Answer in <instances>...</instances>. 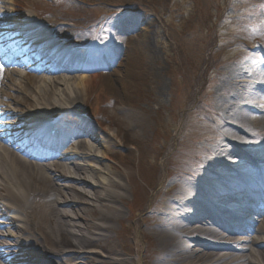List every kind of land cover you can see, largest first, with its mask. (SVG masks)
Here are the masks:
<instances>
[{"label":"bare ground","instance_id":"6f19581e","mask_svg":"<svg viewBox=\"0 0 264 264\" xmlns=\"http://www.w3.org/2000/svg\"><path fill=\"white\" fill-rule=\"evenodd\" d=\"M18 1L25 0L6 2L4 17L6 12L17 15ZM11 18L16 28H21L25 20L37 33L40 29L52 30L60 41L59 35L71 36L76 46L85 43L83 37L58 31L53 27L55 20H40L38 14L28 12L24 18ZM45 34L39 37L43 44L50 42ZM80 52L70 53L69 58L79 57ZM55 58L60 65L62 59ZM82 59L75 68L90 69L82 66L86 65ZM88 71L78 73L77 78H64V73L33 76L34 83L39 84L33 87L28 81L13 83L14 76L22 75L19 70L0 69V110L5 120L21 128L29 119L30 124L44 128L46 121L60 124L87 115L80 110L85 105L83 91L99 76L94 70ZM262 71L256 76L246 73V77L257 79L261 89L264 67ZM241 76L242 71L231 76L235 88L227 107L228 122L236 125L235 130H222L225 140L238 145H243L244 135L254 131L247 127L257 123L255 115L247 113L254 108L248 91V96L237 94L243 82L238 80ZM244 82L247 88L254 89L252 81ZM109 86L116 90L115 83ZM115 98L118 99L109 104V108L114 107L106 109L97 121L103 133L102 137H92L97 147L90 139L77 138L65 150L63 160L42 164L28 162L9 148H0V264H264V216L256 223L240 221L239 226L229 228L219 215L231 198L230 192L222 190L226 188L223 185L229 183L237 196H243L244 189L211 169L218 157L213 153L207 162L164 177L150 171L141 163L147 149L143 138L148 123L136 109L126 108L123 97ZM258 135L256 132L254 137ZM221 143L216 148L225 151ZM119 150L126 154L122 156ZM263 150L257 145L253 153L261 155ZM222 171L231 173L229 167ZM160 180L163 186L152 192L146 204L147 189L141 182L155 188ZM258 185L264 191V176ZM210 221L220 222L222 227L210 226ZM140 243L149 247L152 259L143 262L142 258L127 256L137 252Z\"/></svg>","mask_w":264,"mask_h":264},{"label":"rangeland","instance_id":"374dc122","mask_svg":"<svg viewBox=\"0 0 264 264\" xmlns=\"http://www.w3.org/2000/svg\"><path fill=\"white\" fill-rule=\"evenodd\" d=\"M3 1L0 10L9 0ZM28 10L42 20H55L53 27L64 34L83 37L80 50H88L97 63H109L96 70L98 81L83 91L85 105L80 107L100 137L103 133L97 121L106 109L114 107L109 108V104L118 99L116 96L123 97L126 108L136 109L148 123L143 138L147 149L141 163L150 171L163 177L186 172L207 162L214 153L218 161L211 169L223 177L253 172L261 176L264 172V150L261 155L253 153L257 145L264 149V87L261 89L255 77H246L247 72L254 76L263 72L264 0L18 1L20 15ZM60 37L64 44L75 45L71 36ZM237 71L243 74L237 94H250L254 108L247 113H253L257 121L247 127L254 131L244 135L243 145L225 140L222 133L236 126L228 122L227 107L235 88L231 76ZM75 76L78 72L63 74L64 78ZM33 80L14 76L13 83L28 81L30 86H38ZM245 80L252 81L254 89L247 88ZM111 81L115 91L109 86ZM256 132L259 135L255 138ZM90 143L97 147L94 141ZM219 143L227 149L218 151ZM134 154L138 162V153ZM226 167L231 173L222 171ZM141 184L147 189L148 204L163 181H156L155 188L146 181ZM138 248L127 256L143 262L152 259L145 243Z\"/></svg>","mask_w":264,"mask_h":264}]
</instances>
